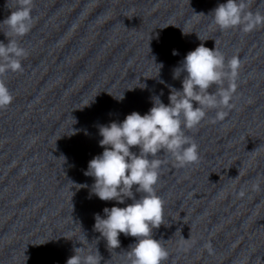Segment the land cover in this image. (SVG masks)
<instances>
[{
	"label": "clouds",
	"instance_id": "1",
	"mask_svg": "<svg viewBox=\"0 0 264 264\" xmlns=\"http://www.w3.org/2000/svg\"><path fill=\"white\" fill-rule=\"evenodd\" d=\"M33 6L34 0H15L11 14L2 22L8 29L4 32L8 43L0 42V110L14 100L6 76L24 70L22 61L29 53L18 38L26 36L33 27ZM210 14L213 25L220 30L240 29L249 33L264 27V11L251 10L250 0H227ZM172 54L179 53L173 50ZM157 66L160 70L163 64ZM241 66L239 57L226 58L216 43L214 49L201 43L173 69V79L185 74L182 89L159 81L169 88L167 105L156 96L146 114L133 111L122 122L99 126L102 137L99 145L104 150L88 162L84 172L94 178L91 192L101 201L123 204L125 199H131L132 203L126 207H106L104 217L95 214L94 230L106 240L108 249L120 247L121 233L136 238L124 251L126 264H164L168 259L162 240L153 238V230L165 224V202L156 191L163 163L160 155L163 153L179 167L198 162V145L186 130L196 129L210 111L215 112L213 122L225 118L226 110L234 107L232 101ZM119 99H123V95ZM137 147L138 154L131 150ZM133 186H136L135 192L141 193L139 199L134 195ZM254 187H258V183ZM244 194L242 190L240 195ZM101 260L97 248L93 252L91 248L78 247L66 264H101Z\"/></svg>",
	"mask_w": 264,
	"mask_h": 264
}]
</instances>
